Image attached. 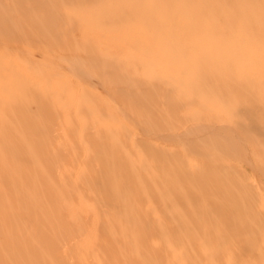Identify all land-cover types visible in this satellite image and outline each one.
<instances>
[{
    "label": "rangeland",
    "instance_id": "374dc122",
    "mask_svg": "<svg viewBox=\"0 0 264 264\" xmlns=\"http://www.w3.org/2000/svg\"><path fill=\"white\" fill-rule=\"evenodd\" d=\"M0 264H264V0H0Z\"/></svg>",
    "mask_w": 264,
    "mask_h": 264
}]
</instances>
